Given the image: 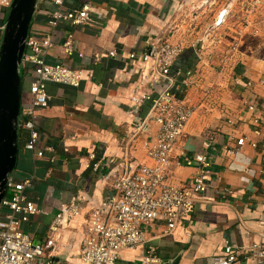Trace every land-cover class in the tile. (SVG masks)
<instances>
[{
	"label": "crops",
	"instance_id": "crops-1",
	"mask_svg": "<svg viewBox=\"0 0 264 264\" xmlns=\"http://www.w3.org/2000/svg\"><path fill=\"white\" fill-rule=\"evenodd\" d=\"M182 1L65 0L64 8L68 9L88 3L92 18L86 24L63 23L56 29L48 24L49 13L56 5L48 0L38 1L30 34L42 36L53 32L55 45L47 61L83 71L79 86L47 84L51 99L47 106L38 109L39 129L41 144L52 146L53 150L46 151L44 157H35L24 147L28 135L22 128L19 140L14 177L18 180L34 177L27 195L47 211L32 216L25 226L36 243L45 239L64 204L75 196L83 198V213L63 231L52 264H83L81 240L90 209L113 193V182L125 164L134 168L147 160L143 142L148 133L137 134V127L144 122L151 101L137 105L131 97L136 90L156 95L167 86L168 80L154 79L151 66L132 61L129 54L144 51L150 39L169 25L171 40L186 38L187 42L173 71L192 69L196 75L188 86L179 79L175 87L177 94L194 106L195 113L177 143L167 179L169 183L183 185L192 177L204 174L208 189L197 195L188 216L175 231L166 235L162 233L163 224L157 223L148 230L147 242L158 247L161 259L180 256L178 264H211L229 242L245 247L257 243L264 246V173L261 172L264 136L254 133L255 113L248 108L254 103L258 108L256 113L264 116V86L257 83L264 76L254 73L245 62L234 67L236 89H231L227 82L224 86L217 81L219 85L210 83L209 86H215L212 92L221 88L227 94L224 99L212 98L224 107L216 114L208 113L209 98L204 97L212 92L203 83L204 76L214 72L219 77L227 65L218 60L220 45L203 49L199 56L200 48L193 47L196 40L184 35L185 18L177 13ZM193 18L196 21L201 16L195 13ZM215 22L206 27L216 26ZM70 34L74 49L68 53L63 43ZM112 50L118 54L110 55ZM210 54L217 57L211 65L207 63ZM21 74L23 104L28 102L29 85L36 75L29 65H23ZM249 81L252 86L248 85ZM197 87L204 89L198 98L193 97ZM232 103L238 107L233 108ZM241 136L257 140L258 147L248 143L238 146L237 139ZM197 153L208 155L211 165L204 167L196 161L187 164L186 158L194 159ZM143 252L144 245L124 250L120 262L136 264ZM235 264H254V259L245 254Z\"/></svg>",
	"mask_w": 264,
	"mask_h": 264
},
{
	"label": "built area",
	"instance_id": "built-area-1",
	"mask_svg": "<svg viewBox=\"0 0 264 264\" xmlns=\"http://www.w3.org/2000/svg\"><path fill=\"white\" fill-rule=\"evenodd\" d=\"M56 5L49 13L48 24L56 29L63 23L80 25L89 23L92 16L90 6L86 3L81 8H64L65 0H48ZM191 0H183L177 9L178 15L184 17V8ZM197 1V0H195ZM13 0H0V31L3 29L4 14L11 7ZM200 5L199 7L203 6ZM221 11L216 26H209L204 36L194 42L193 47H199L200 53L205 48L222 44V35H216L220 25ZM4 16V17H3ZM187 17V16H185ZM170 25L154 35L146 49L142 52H131L132 61L149 64L151 76L158 80H168L167 86L153 95L136 90L131 97L137 105L150 100L151 107L143 123L137 127V134L148 133L143 142L146 151V161L134 168L125 164L120 174L113 182V193L99 205L90 209L85 234L81 240L80 257L83 264H121V252L136 249L144 245V252L136 264H159L161 258L158 247L147 242V232L157 223H162V233L175 231L188 216L197 195L208 189L206 175L192 177L183 185L168 182V170L172 163L177 143L192 119L195 108L180 97L175 90L177 82L186 86L196 75L192 69L173 71L176 61L183 54L186 38L173 41L169 38ZM224 38V37H223ZM55 45L53 32L42 36L29 34L26 41V51L23 65L33 67L35 79L29 85V99L21 108V128L27 132L28 138L24 145L35 157H44L46 151H52V146L41 144L38 109L49 104L51 95L47 84L51 82L79 86L83 79V71L74 69L65 63H49L47 55ZM66 52L74 49L73 36L70 34L63 43ZM235 47L225 50L220 63L227 64L234 55ZM116 56L115 50L109 52ZM215 55V54H214ZM210 54L207 63L211 65L217 57ZM257 83L264 86V78ZM252 81L248 82L252 86ZM253 115L252 124L257 136H264V116L258 115L254 103L248 105ZM249 144L258 147L257 140L241 136L237 139L238 146ZM210 146V143H205ZM264 146V140H263ZM264 152V149H263ZM194 161L209 167L211 161L208 155L197 153L193 158H186L187 164ZM264 173V168L261 170ZM33 176L16 179L9 178L7 190L0 204V264H52L55 247L62 237L63 231L70 222L83 213L84 205L81 196L73 197L64 204L51 223L48 234L40 243H36L25 226L34 215L45 214L40 207L27 195V189L33 185ZM253 257L254 264H264V246L253 244L245 247L236 242L227 243L222 251L214 256L211 264H235L242 255Z\"/></svg>",
	"mask_w": 264,
	"mask_h": 264
},
{
	"label": "rangeland",
	"instance_id": "rangeland-1",
	"mask_svg": "<svg viewBox=\"0 0 264 264\" xmlns=\"http://www.w3.org/2000/svg\"><path fill=\"white\" fill-rule=\"evenodd\" d=\"M202 2L205 4L199 7L202 5ZM190 3V5L184 8L186 12L184 17H182L185 18L182 22L185 36H193L194 40L200 37L202 38L206 28L209 27L208 25L206 27V24L213 23V21L215 22L221 11L225 9L223 13L224 20L221 22L220 19L221 24L217 26L218 30H216V35H222L224 37H222V44H219L221 50H219L218 56L222 57V55L225 54V50L230 49L232 46L236 48L231 61L226 64V71L224 69V72L221 73L219 77L214 72H209L204 76L203 83L206 87L211 89L209 93L215 88L214 84L213 86H209L211 85L210 83L219 85L217 82H221L224 86V83L227 82L231 89H236L237 83L234 75V67L243 64V62L248 63L254 73H259L264 76V0H191ZM195 13L201 16L200 20L195 21L193 18ZM8 14L9 10L5 12V17L3 16L4 20L7 18ZM179 27L178 25L177 28ZM1 35L2 31H0V36ZM213 51L215 53V49H213ZM229 70L233 72L227 73ZM197 88L198 90L193 94V97L196 98H198L199 95L202 96L204 92V89L201 90L200 87ZM225 90L220 88L214 90L211 95L204 97L205 99L209 98L208 101L210 105H208V113L216 114V112L223 109L224 106L219 105L214 100L218 96L220 99H224L227 94ZM227 91L230 92L228 88ZM214 97L215 99H212ZM232 107L235 108L238 106L232 103ZM233 108H231V110ZM14 175L15 171L13 172V176Z\"/></svg>",
	"mask_w": 264,
	"mask_h": 264
},
{
	"label": "water",
	"instance_id": "water-1",
	"mask_svg": "<svg viewBox=\"0 0 264 264\" xmlns=\"http://www.w3.org/2000/svg\"><path fill=\"white\" fill-rule=\"evenodd\" d=\"M39 0H13L0 36V204L18 165L26 41ZM180 256L159 264H178Z\"/></svg>",
	"mask_w": 264,
	"mask_h": 264
},
{
	"label": "trees",
	"instance_id": "trees-1",
	"mask_svg": "<svg viewBox=\"0 0 264 264\" xmlns=\"http://www.w3.org/2000/svg\"><path fill=\"white\" fill-rule=\"evenodd\" d=\"M3 23H4V21H3ZM185 59H187V57L184 55L183 56V60L185 61ZM21 139H22V129L20 128V132H19V140L21 141ZM21 144V143H20ZM135 264V263H134Z\"/></svg>",
	"mask_w": 264,
	"mask_h": 264
},
{
	"label": "bare ground",
	"instance_id": "bare-ground-1",
	"mask_svg": "<svg viewBox=\"0 0 264 264\" xmlns=\"http://www.w3.org/2000/svg\"><path fill=\"white\" fill-rule=\"evenodd\" d=\"M224 12H225V10H224ZM224 12H223V13H224ZM223 13H222L221 16H220L221 22L224 20V14H223ZM221 22H220V23H221Z\"/></svg>",
	"mask_w": 264,
	"mask_h": 264
}]
</instances>
